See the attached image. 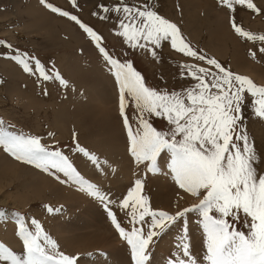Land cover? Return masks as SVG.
<instances>
[{
	"label": "rangeland",
	"instance_id": "obj_1",
	"mask_svg": "<svg viewBox=\"0 0 264 264\" xmlns=\"http://www.w3.org/2000/svg\"><path fill=\"white\" fill-rule=\"evenodd\" d=\"M116 2L117 0H76V5L73 6L70 0H46V4H52L62 11L77 16L83 24L91 27L101 37L97 43L79 24L51 11L46 7V4L41 3V0H0V40L5 41L4 44H0V120L4 122L0 127L17 135L36 136L40 139L41 144L49 150H55L58 147L69 157L74 167L84 178L96 184L102 193L106 194L110 200L115 201L113 205L117 206L115 209L124 221L129 217L126 211L119 207V201L127 194L136 179L143 181L142 194L149 198L152 209L175 214L185 207L198 203L201 197H193L180 189L171 175L162 177L159 173H148L145 165L137 164L130 154L129 157L127 156V152L128 159L134 161L133 164L132 162L130 164L133 174L131 179L127 182L117 183L122 186H119L122 188H120L121 191L115 185L116 181L112 182L113 185L110 183L118 172V165L107 161V155H111V152L107 149L106 144L102 147L99 144L106 135L102 110L113 113L114 117L118 119L126 149L129 144L123 117L120 114V92L114 70L100 53L99 48L103 47L113 59L121 62L131 61L134 68L144 77L147 86L168 91H179L195 83L189 77L180 76L182 63L197 64L202 67L212 66L207 65L206 61L188 57L172 49L170 40L162 41L161 47L155 49L157 58H154L149 51L154 46L149 45V49L131 47L130 44L125 43L124 37L117 34L120 31L117 24L118 14L114 12L105 14L98 7L101 4L112 7ZM253 2L261 9L259 13L240 5L235 6L234 11H230L220 3V0H127L130 5H147L157 11L160 16L175 23L185 42L200 54L215 58L225 69L247 76L255 84L264 86V54L259 52V48L262 46L261 42L241 38L234 32L230 23L234 17L245 30L254 34H264V0H253ZM93 13H97V15H93ZM102 15H107L108 18L101 19ZM141 42L143 43V41ZM8 44L12 47H7ZM249 50L256 53L255 58L249 54ZM17 52L27 53L30 57L34 56L50 75L58 72L67 81V85L62 86L60 81L55 78L44 80L35 72L26 73L19 64L11 59ZM30 66L35 67L34 63H31ZM105 76L112 78V81L104 80ZM245 97L242 128L259 154L258 172L264 174V119L254 114L251 102L253 98L247 93ZM101 99L103 102L106 101L101 104ZM125 114L135 129L136 109L131 98L127 96ZM150 123L158 130H165L168 127L167 121L159 117H152ZM73 133H75V141ZM76 144L94 153L102 162L106 161L107 163H102L101 168L97 169L83 154L73 151ZM2 155L16 163L3 168L0 160V212H3L6 217H0V242L5 246L18 254L23 252L22 241L16 235L15 216L19 213L29 223L32 218L37 219L45 232L57 242L59 251L77 257V264L80 258L86 255L84 251L72 254L63 250L58 242L60 232L55 229H58L59 226L62 227L63 223V228L66 227L67 231L72 232L69 237H72L73 234H80V231L81 234H85L81 230L84 229L81 227L85 226L83 223L76 225L71 222L75 221L74 217L80 218L79 216L82 214L78 213H82L81 211H84L87 205L82 204L81 208L75 206L69 208L61 201L59 193L56 194L59 195L60 201L56 202L54 196L47 197V193L43 196L42 191L44 190L32 194L30 187L25 188L22 180L27 168L37 173L36 176L33 174L35 177L31 178V181L37 182L41 175L60 187L82 196L88 205H94V208L97 209L96 212L106 219L110 231L113 230L103 204L101 202L98 204L96 198L89 196L87 192L82 190L77 192L72 183L66 181L67 178L63 173H59L55 169L44 171L32 164L18 161L5 152L3 146H0V157L3 160ZM166 156V153L162 154L159 161L165 159ZM90 173H94L95 176L90 177L88 175ZM17 176L20 177L17 178ZM159 178L163 179V182L159 181ZM64 179L65 182L61 183ZM160 183L168 185L173 191V195L176 198L179 197V201L182 200L178 204L168 205L167 208L155 205L153 196ZM111 186H114L115 196ZM3 191H8L10 196L3 197ZM50 191L55 193L52 189ZM14 197L18 203L23 205L22 207L17 206ZM45 205L53 209L60 208V211L49 213L44 207ZM110 205L109 207H111ZM190 216L191 213L186 217L188 233L200 226L198 223H191ZM146 219L148 222L150 221V218ZM180 223L181 221L173 227L172 234L180 226ZM136 226L140 227L141 225L137 224ZM143 227L146 232L147 224H144ZM238 227L247 231L243 225H238ZM78 228H80L79 231ZM83 231H87V229L85 228ZM66 235L68 236V234ZM172 241L170 243L174 245ZM155 245L156 250L157 243ZM199 249L196 258L200 254L202 260L205 252L203 241L199 243ZM90 250L93 252V249ZM90 250L85 251L87 255L91 253ZM94 250L104 251L105 249L101 250L99 247ZM191 252H194L193 249ZM194 253L196 254V252ZM103 258L104 261L107 260L105 256ZM0 264H5V262H0Z\"/></svg>",
	"mask_w": 264,
	"mask_h": 264
},
{
	"label": "snow or ice",
	"instance_id": "obj_2",
	"mask_svg": "<svg viewBox=\"0 0 264 264\" xmlns=\"http://www.w3.org/2000/svg\"><path fill=\"white\" fill-rule=\"evenodd\" d=\"M73 6L76 0H70ZM46 4V0H41ZM230 11L235 6H246L259 13L261 9L253 0H220ZM51 11L70 18L97 43L101 37L83 24L77 16L46 4ZM105 14H118V35L133 48L149 49L157 58L156 48L169 41L172 49L206 61L212 67L182 63L180 76L195 81L179 91L156 89L146 85L144 77L131 61L113 59L103 47L99 48L112 66L120 92V114L128 137V151L137 164L147 172L161 171L159 158L167 154L168 174L180 189L198 203L185 207L175 214L150 207L149 198L142 194L143 181L136 179L127 194L119 201L126 211L130 231L122 227L110 204L115 203L99 187L85 179L67 155L58 147L49 150L36 136L17 135L0 127V146L16 160L32 164L44 171L55 169L68 181L79 185L80 190L98 199L107 212L112 225L126 241L133 264H151L149 251L154 237L170 230L183 221L178 236L176 252L167 264H264V174L258 172L259 154L242 128L245 94L252 99L254 114L264 119V86L255 84L249 77L225 69L215 58L206 57L194 50L180 34L175 23L160 16L151 7L130 5L127 0H117L112 6H98ZM97 15V13H93ZM107 19V15L100 16ZM234 32L249 41L261 42L259 52L264 54V34H254L240 26L235 18L230 20ZM143 41V43L141 42ZM5 41L0 40V44ZM11 48L12 45L8 44ZM255 58L256 53L249 50ZM26 73H38L44 80L57 79L67 85L58 72L49 74L41 62L27 53L11 57ZM34 63V68L31 65ZM126 96L136 109V128L133 129L125 114ZM152 117L167 121V129L158 130L150 123ZM0 120V125H3ZM51 135V133H50ZM75 141V133H73ZM73 151L83 154L97 169L102 163L94 153L76 144ZM59 179V177H57ZM65 181H61L64 183ZM49 213L60 208L44 206ZM196 213L197 223L203 232L204 255L198 260L191 254L187 215ZM0 217L4 213L0 212ZM6 218V217H4ZM150 218V223L148 219ZM16 235L22 241L23 252L18 254L0 242V262L5 264H77V257L59 251L57 242L32 218L30 223L19 213L15 216ZM140 224V227L136 225ZM147 224L145 232L143 225ZM238 225H243L244 229Z\"/></svg>",
	"mask_w": 264,
	"mask_h": 264
},
{
	"label": "bare ground",
	"instance_id": "obj_3",
	"mask_svg": "<svg viewBox=\"0 0 264 264\" xmlns=\"http://www.w3.org/2000/svg\"><path fill=\"white\" fill-rule=\"evenodd\" d=\"M106 79H107V82L112 81V78H110L109 76H105L104 80H106ZM103 87H104V85H103ZM112 87H114V86H112ZM102 102L103 101L101 99V104L104 103V102L103 103ZM102 117H103V123L105 125L104 129H105L106 135L102 138V140H101L102 142H100V141H98V142H100L99 144L101 147L106 144L107 149L109 150V152H111V155H107V157H108L107 161L111 164L112 163L114 165L116 164V166L118 165V172H117V174H115L113 180H111L110 183L112 184V182L116 181L115 185L117 186V188L119 190L122 186L119 184L117 185V183L120 181H122V182L126 181L127 182V180L131 179V176L133 175L132 171H131L132 169L130 166L131 161L128 159V157H127L128 155L126 156V147L124 146L125 143L123 141L124 137H123V134L121 133V127H120V123H119L118 119L116 117H114L113 113H109L107 110L106 111L102 110ZM112 153H114V154H112ZM3 158L4 159L2 160V158L0 157V160L2 161L3 168H5L6 166H12V165L16 164V163L8 160L4 156H3ZM159 165L161 168V171L159 172V174H161L162 177H164V175L170 176V174H168L169 170L167 169L166 158L160 160ZM105 169H107L106 166H105ZM33 174L36 176L37 173H34V171L27 168V172L24 173L23 179H22L24 181L23 185L25 186V188L30 187V191L32 192V194H34V192L39 193L41 190H44V191H42V195L45 196L47 193V197L48 196L49 197L54 196L55 197L54 201L56 202V201H60L59 195L56 194V193H59L60 197L62 198L61 201H63V203H65V204H67L69 208H71V206L81 208L82 204L87 205V208H86L87 210L83 209L84 211H81L82 213H80V212L78 213L79 215L82 214L81 216H79L80 218L76 219L77 217H74L73 220H75V221L71 222V223L76 224V225L78 223H83L85 226H83L81 228H84V229L86 228L87 231H83L84 229H81V230H82V233L85 232V234H81V231H80V234H78V235L73 234L72 237H69L72 232L70 230L67 231L65 229L66 227L63 228V223H62V227L59 226L58 229H55V231L58 230L60 232V234L58 235V239H59L58 242H59V244L63 250H65L69 253H72V254L77 253V252L82 253L84 251V253L86 254L82 258H80L78 264H130L128 257L124 253L123 247L121 245H119L120 242H118V240L115 237V235L113 234V232L110 231L109 227L107 226L106 219L105 218L103 219L102 216L98 212H96L97 209L94 208L95 207L94 205H88V202L86 200L84 201L82 196L78 195L75 192H70L67 188L60 187L59 185L52 182L47 177L40 175L37 182L31 181V178L35 177V176L33 177ZM88 175L90 177L95 176L94 173H90ZM18 177H20V176H17V178ZM115 177H116V179H115ZM160 178H159V181H162L163 179H160ZM104 181L107 182V180H104ZM164 183H166V182H164ZM124 185H126L125 182H124ZM119 186H121V187H119ZM113 188H114V186L111 188V190L113 191V195L115 196ZM50 189H52L55 193L53 194L50 191ZM121 189H120V191H121ZM2 195L5 198L10 196L8 191H3ZM178 198H176L175 195H173V191L170 190V187L168 185L160 183L158 189L156 190V192L153 196V203L155 205H161L164 208H167L168 205L178 204L182 200L181 199L179 201ZM168 200H169V203H168ZM14 201H15V203H17L18 207L23 206L22 204H20L16 201L15 197H14ZM66 224H67V222H66ZM177 224H178V222H177ZM177 224L175 226H177ZM173 227L170 230L166 231L167 235H168V233H172ZM70 229H71V227H70ZM74 229H76V228L74 227ZM74 229H72V230H74ZM197 229L200 230L201 227L199 226L196 228V230ZM79 230H80V228H78V231ZM108 231L110 232V234ZM190 231H191V229H190ZM193 232H194L193 230H192V232H189V236H190V233H193ZM66 234H68V236ZM198 238H200V234L198 237L193 235L192 236V242L190 241V243H192L191 249H193V251L196 252V254H198L199 253L198 251H200V249H199V243H200L199 240L200 239L198 240ZM169 239L170 238H168L166 235L161 236V239L158 242V247L154 251V259L155 260H158L160 257L163 258L164 254L167 253V251H168L167 248L170 244ZM190 239H191V237H190ZM99 247L101 250L102 249H105V250L104 251L102 250L101 253L99 251L94 250V248L98 249ZM90 249H93V252H95V254H98V255H96V256L92 255V257H90L91 253H89L87 255V252H85V251H88ZM107 253H108V255H107ZM101 254H106L105 255L106 256L105 258L107 259V260L105 259L106 261H104L103 260L104 258H102L100 256Z\"/></svg>",
	"mask_w": 264,
	"mask_h": 264
},
{
	"label": "crops",
	"instance_id": "obj_4",
	"mask_svg": "<svg viewBox=\"0 0 264 264\" xmlns=\"http://www.w3.org/2000/svg\"><path fill=\"white\" fill-rule=\"evenodd\" d=\"M120 222H122V220H119ZM193 233H190V237H191V239H190V241L192 242V236L193 235H195V236H199V234H200V238H198V240L200 241V243L203 241V232H202V230L200 229H197L196 230V228L195 229H193ZM196 231V232H195ZM192 232V231H191ZM163 235H166L168 238H171V236H172V233H168V235H167V233L165 232ZM170 236V237H169ZM161 239V236H160V238H159V240ZM159 240H158V242H159ZM158 242H157V247H158ZM174 244H175V241L173 240L172 241ZM172 244V243H171ZM173 245V244H172ZM191 245H192V243H191ZM168 249H169V247H168ZM193 253V252H192ZM165 255V254H164Z\"/></svg>",
	"mask_w": 264,
	"mask_h": 264
}]
</instances>
